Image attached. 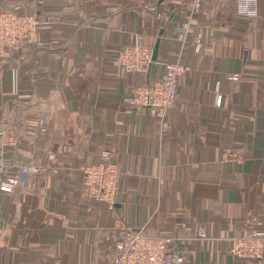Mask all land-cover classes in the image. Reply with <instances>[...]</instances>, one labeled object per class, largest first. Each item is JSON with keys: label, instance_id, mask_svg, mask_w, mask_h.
<instances>
[{"label": "crops", "instance_id": "obj_1", "mask_svg": "<svg viewBox=\"0 0 264 264\" xmlns=\"http://www.w3.org/2000/svg\"><path fill=\"white\" fill-rule=\"evenodd\" d=\"M256 2L251 20L236 0L205 2L193 21L196 53L174 31L188 0H21L22 11L61 22L40 28L41 47L0 63V130L14 125L20 136L7 158L58 172L35 177L30 191H0V264H114L122 229L142 228L175 238L179 264H264L231 251L250 227L264 231V0ZM136 40L157 51L143 75L117 63ZM167 63L188 70L165 117L129 107L130 89ZM234 73L237 82L227 79ZM102 150L130 171L113 209L83 195L81 168Z\"/></svg>", "mask_w": 264, "mask_h": 264}, {"label": "built area", "instance_id": "obj_2", "mask_svg": "<svg viewBox=\"0 0 264 264\" xmlns=\"http://www.w3.org/2000/svg\"><path fill=\"white\" fill-rule=\"evenodd\" d=\"M38 7L45 6L46 0H33ZM209 0H191L189 12L179 26L174 28L175 37L183 44L193 41L196 53L202 45V35L194 26V17L202 11V5ZM237 10L241 18L254 19L258 15L257 0H236ZM117 7L111 8V12ZM46 18V19H43ZM61 22L57 15L38 17L22 12L21 0H0V61L9 58L13 53L20 52L29 43L40 46L37 39L41 27L52 26ZM117 63L120 69L128 74L143 75L154 63L153 50L136 40L120 48L117 52ZM188 67L181 63H167L163 75L151 79L145 84L134 85L126 96L129 107H147L154 110L157 118L165 117L167 111L178 99V85ZM241 74H229L227 79L237 82ZM222 96H216V105L220 106ZM45 132V131H43ZM15 127H5L0 130V191L12 193L16 189L30 191L33 179L45 173H57L56 167L50 164L35 165L13 162L7 158L11 148L17 143ZM229 154L232 151L228 152ZM236 156H244L240 150L233 152ZM239 159V158H238ZM48 160L53 162L55 154L51 151ZM83 195L86 198L106 205L113 209L119 189V183L130 171H123L115 161L111 150H102L96 163L81 168ZM199 237L207 236L206 230H197ZM175 238L147 236L142 229H122L114 242L111 254L114 264H179L180 254L176 250ZM232 254L242 259H264V231L254 226L243 235L234 238L231 247Z\"/></svg>", "mask_w": 264, "mask_h": 264}, {"label": "rangeland", "instance_id": "obj_3", "mask_svg": "<svg viewBox=\"0 0 264 264\" xmlns=\"http://www.w3.org/2000/svg\"><path fill=\"white\" fill-rule=\"evenodd\" d=\"M189 1V5L191 4V0H188ZM205 3V2H204ZM204 3H203V5H204ZM203 5H202V11H203ZM22 12H24V13H26L27 15H28V12H26V11H22ZM30 14H32V13H30ZM42 17H44V16H42ZM43 19H46V18H43ZM40 30V29H39ZM38 33H39V31H38ZM37 39H38V35H37ZM38 41H39V39H38ZM40 42V41H39ZM30 44H33V43H30ZM40 46H38V47H41L43 44H42V42H40ZM33 45H35V43L33 44ZM4 60H2V61H0V63L1 62H3ZM8 127H15L14 125H8ZM4 128V127H3ZM2 128V129H3ZM16 128V127H15ZM16 130H17V134H16V136H17V143H16V145L13 147V148H11L10 149V151L9 152H13V151H15L16 150V148H18L19 147V144H20V136H19V133H18V129L16 128ZM43 131H45V130H42L41 131V134L42 135H44L45 134V132H43ZM8 152V153H9ZM49 152H51V151H49ZM51 167H54L53 165H51ZM57 168V167H56ZM58 169V168H57Z\"/></svg>", "mask_w": 264, "mask_h": 264}, {"label": "water", "instance_id": "obj_4", "mask_svg": "<svg viewBox=\"0 0 264 264\" xmlns=\"http://www.w3.org/2000/svg\"><path fill=\"white\" fill-rule=\"evenodd\" d=\"M156 54H157V51L155 50L154 53H153V58L155 59L156 57Z\"/></svg>", "mask_w": 264, "mask_h": 264}, {"label": "trees", "instance_id": "obj_5", "mask_svg": "<svg viewBox=\"0 0 264 264\" xmlns=\"http://www.w3.org/2000/svg\"><path fill=\"white\" fill-rule=\"evenodd\" d=\"M262 260H264V259H262Z\"/></svg>", "mask_w": 264, "mask_h": 264}]
</instances>
